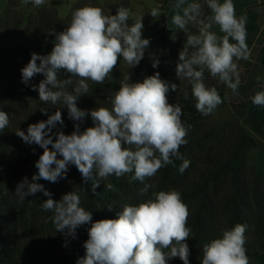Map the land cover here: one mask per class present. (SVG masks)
<instances>
[{
  "label": "clouds",
  "instance_id": "obj_1",
  "mask_svg": "<svg viewBox=\"0 0 264 264\" xmlns=\"http://www.w3.org/2000/svg\"><path fill=\"white\" fill-rule=\"evenodd\" d=\"M22 2L39 7L45 0ZM204 2L211 10L207 17L201 3L185 6L186 0H176L172 24L186 33L176 76L191 85L196 110L208 116L223 100L216 87L206 86L205 71L237 94L241 84L237 61L248 60L251 50L246 43L247 16H236L233 0ZM149 13L155 19L161 16L158 7H153ZM133 16L134 13L123 6L117 8L115 15H106L98 6L78 8L72 13L67 28L55 34L51 52L47 55L32 53L21 69L25 85L37 74L43 75L39 85L32 86L33 91H38L41 102L66 106L69 118L74 121H82L90 115L94 124L83 132L77 124L70 135L62 131L53 134L57 124L64 123L57 109L47 120L30 124L26 133L20 129L15 132L26 144H36L44 151L35 164L38 172L31 181L24 177L14 195L23 201L42 192L48 199L40 207L52 213L44 223L51 220L56 232L66 237L75 239L76 230L92 222V213L81 206L78 192L70 191L55 201L51 192L37 181L56 183L66 176L69 165H74L85 182L92 181L95 193L101 181L110 176L120 178L134 173L130 182L144 183L161 168L175 167L173 158L182 161L181 174L190 165L180 153V147L187 144L186 136L192 126L182 122L181 106L168 102L170 88L175 92L178 85L169 86L159 72L145 77L142 82H130L126 76L110 98L111 109L98 107L86 111L77 107L78 99L89 93L87 81L103 84L121 57L129 68L143 59L150 40L142 38L143 16H136L131 25L127 23ZM188 25H193L197 31L190 33ZM213 25L219 26L222 36L211 31ZM158 64L154 59L152 67ZM61 70L70 74L68 78L60 77ZM256 79L260 81L261 77ZM184 99H188L187 92ZM251 102L264 108V91H257ZM40 111L47 114V108L42 107ZM8 125V114L0 111V130ZM151 187L145 184L140 191L147 193ZM105 188L115 190L112 183H107ZM108 210H112V205ZM117 216V219L91 223L83 245L85 255L78 258L76 264H168L176 257L183 264H189L190 250L185 242L191 235L187 226L189 211L179 191L153 192L138 206L124 204ZM247 229V224L238 223L230 230H222L220 238L203 245L201 264H250L245 248Z\"/></svg>",
  "mask_w": 264,
  "mask_h": 264
},
{
  "label": "trees",
  "instance_id": "obj_2",
  "mask_svg": "<svg viewBox=\"0 0 264 264\" xmlns=\"http://www.w3.org/2000/svg\"><path fill=\"white\" fill-rule=\"evenodd\" d=\"M53 46H43L40 51L47 55ZM24 50L22 46H12L0 34L1 53L14 58L23 54ZM122 60L121 57L118 62ZM118 67L117 64L103 84L92 83L89 86V93L78 99L77 107L86 111L98 107L111 109L106 92L119 71ZM158 69L160 78L167 81L169 86L175 83L180 87L181 80L177 78L176 71L170 70L167 59L159 60ZM3 87L5 82L0 78V111L9 115L13 110V103L16 102L15 89L11 85L7 90ZM257 91H264V87L253 89L247 100L240 101L234 96L239 100L234 104L237 117L245 123L247 129L241 125L233 128L230 127L231 124H226L222 129L213 127L204 129L199 122L203 115L195 114L191 86L187 84L184 86L179 97L183 112L181 119L185 125L190 124L192 127L186 136L188 142L180 147V153L184 159L192 161V164L190 163L183 174L179 172L182 161L173 158L175 167L168 165L161 168L154 177L146 179L144 183L135 180L130 182L134 173L125 174L120 178L110 176L106 181H101L95 193L92 191V181L85 182L74 165H69L66 176L56 183L45 180L37 182L51 192L55 201H59L70 191L78 192L81 206L92 213V222L117 219V213L122 211L124 204L138 206L153 192L179 191L189 211L187 226L191 229V235L185 241L190 250L189 264H201L203 245L219 238L218 236L221 237L222 232L217 235L216 231L211 230L212 222L216 218L218 220L219 216H223L225 221L222 230H230L238 223L248 225L245 248L250 264H264V179L259 176L250 180L246 170L250 152L258 147L259 140L264 139V108L257 107L251 102V97ZM185 92L188 93L187 100L184 99ZM28 96L34 104L36 114L41 112L42 107L47 108V113L51 114L57 109L61 111L64 123L63 125L58 123L54 129L68 130L66 135H70L77 124L81 132L94 126L90 115L82 121H74L69 118L66 106L41 102L37 91L30 92ZM6 131L7 127L0 130L2 160H5L8 150L5 143L9 140ZM214 140H217V149L213 148L204 153L203 148L207 146L210 148L211 141ZM49 148L51 149V146ZM24 150L21 160L25 166L37 162L44 151L36 144H30V149ZM198 160L200 164L194 165L193 162ZM68 182H72V189L67 188ZM107 183H112L115 190H107L105 188ZM2 184L0 164V264H76L78 258L85 255L83 245L88 239V229L92 222L80 226L76 230L75 239L66 237L61 232L55 234V226L51 220L44 223L52 213L45 212L40 207L48 197L38 192L20 201L14 195V191L7 190ZM145 184H151L152 187L147 193H141L140 189ZM109 205H112L111 211L108 210ZM46 242L57 245L43 250L42 245ZM168 264H183V261L176 257L168 261Z\"/></svg>",
  "mask_w": 264,
  "mask_h": 264
},
{
  "label": "rangeland",
  "instance_id": "obj_3",
  "mask_svg": "<svg viewBox=\"0 0 264 264\" xmlns=\"http://www.w3.org/2000/svg\"><path fill=\"white\" fill-rule=\"evenodd\" d=\"M197 3L202 4L204 14L210 10L204 0H198ZM85 5L101 7L106 15H115L117 8L121 6L129 8L134 16L130 17L127 23L131 25L136 16H143L142 38L150 40L149 47L145 50L144 57L137 66L129 68L124 60L118 62L119 71L107 89V98L110 99L113 93L119 90L120 82L126 76H129L130 82H142L145 77L159 72L158 66L156 68L152 67L154 59L158 61L167 59L170 63V70L176 71L179 52L183 49L186 41V33L178 29L172 22H169L170 4H168V0H45V3L39 7L34 6L32 3L24 4L22 0H10L0 19V34L12 46L17 47L19 45L24 47L25 50L23 54L14 58L0 52V78L5 82L3 88L7 90L9 85L14 87L16 99L12 106L13 110L8 115L9 125L7 126L6 135L8 134L9 140L5 141L8 145L7 154L5 160L0 159L2 185L7 190L15 192L17 184L22 182L24 177L31 181L32 176L38 172L35 167L36 162H31L25 166L24 161L21 160V155L25 153L24 148L30 149V144H26L15 132L20 129L26 133L30 124L45 121L49 115H52L51 113L45 114L42 112L36 114L34 104L28 96L30 92H33L32 86H38L40 81L44 79L43 75L37 74L28 85H25L22 82L21 69L27 65L32 53L44 55L40 51L41 47L54 45L55 34L64 31L70 24L72 13ZM153 7H158L161 11L159 19H155L150 15L149 12ZM188 31L195 33L197 29L193 25H188ZM242 62L243 60L237 61L239 68ZM69 75L64 70L60 72V77L63 79L68 78ZM204 77L207 87L217 88L223 103L213 113L202 116V119L199 120L202 127L204 129L208 127L222 129L226 124H231L230 127L233 128L241 125L247 129L245 123L237 117L234 104L239 100H247L249 96L238 97L239 94H233L231 89L219 82L218 78L211 77L207 70ZM87 83L90 86L93 82L87 81ZM186 84L190 85L186 80H181L177 91H171L170 88L167 94L170 104L178 103L181 106L179 97ZM234 96L238 97L239 100L235 99ZM225 103L226 105H224ZM193 105L195 107V100H193ZM199 113L195 108V114L198 115ZM52 131L54 134L61 130L53 129ZM62 132L66 134L68 130ZM55 139L56 137L53 135V140ZM0 145H2L1 142ZM213 148L217 149V140L211 141L210 148L209 146L203 148L204 153H208ZM58 158L62 157L58 155ZM195 162L193 163L196 166L200 164L199 160ZM190 163L192 164V161ZM246 168L250 180L259 176L264 179V139L259 140L258 147L250 152ZM72 186V182L67 183L68 189H72ZM224 192L222 191V193ZM224 223L223 216H219L218 220L216 218L212 222L211 230L216 231L217 235L220 234ZM54 233L60 234V232ZM218 237L220 238V236ZM56 245L52 242H46L42 245V248L47 250L56 247Z\"/></svg>",
  "mask_w": 264,
  "mask_h": 264
},
{
  "label": "crops",
  "instance_id": "obj_4",
  "mask_svg": "<svg viewBox=\"0 0 264 264\" xmlns=\"http://www.w3.org/2000/svg\"><path fill=\"white\" fill-rule=\"evenodd\" d=\"M10 0H0V19L7 8ZM198 0H186L187 3L197 2ZM223 3V0H220ZM176 0H168L170 12L168 15L169 22H172V16L175 14L174 4ZM235 5L236 16H247L246 30L247 40L246 43L251 50V56L248 60H243L239 68L241 76V84L238 87V97H248L251 95L252 90L256 87H264V0H233ZM211 15L209 10L205 17ZM211 31L218 35H223L220 32L218 25H213ZM234 42V41H231ZM261 77L257 81L256 77Z\"/></svg>",
  "mask_w": 264,
  "mask_h": 264
}]
</instances>
